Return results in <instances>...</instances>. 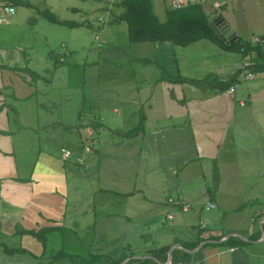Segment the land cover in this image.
Instances as JSON below:
<instances>
[{
	"label": "rangeland",
	"instance_id": "obj_1",
	"mask_svg": "<svg viewBox=\"0 0 264 264\" xmlns=\"http://www.w3.org/2000/svg\"><path fill=\"white\" fill-rule=\"evenodd\" d=\"M28 1L32 6L11 3L14 13L0 23V54L5 62L26 66L37 73L29 74L32 87L36 89L31 103L37 109L40 127L44 128L41 136L45 143L50 140L58 154L63 147L69 149L80 155L83 162L75 166L78 171L70 162L65 169L66 211L61 224L64 233L53 231L48 234L46 251L39 259L32 256L39 247L35 238L16 232L18 228L26 227L18 219L19 210L8 211L6 205L0 206V264L43 263L60 247V239L78 241L77 238L79 245L87 242L86 247H90L91 252L125 259L142 257L148 248L188 236V227L177 224L178 216H186L188 223L190 221L193 225H198L199 220L208 223L207 227L212 230L228 229L231 224L242 220L244 216L233 214L231 210L225 218L220 217L221 210L213 209V203L207 199L211 190L226 193L229 183L232 186L236 184L233 188L234 202L240 197L239 192L243 200V190L246 192L251 183L245 171L252 167L246 160L251 141L247 132L225 145L228 149L235 148L238 155L236 166L239 174L235 178L229 176L234 163L226 164L222 156L195 157L191 136L185 131L180 144L182 148L167 146L164 151L166 157H158L150 148L160 136L161 132L157 135V131L151 135V142L148 135H139L143 139L138 140L134 135H128L126 143L133 142L132 145L123 143L121 148H112L118 141L116 138L126 137L123 134L130 129L121 123L124 120L120 115L124 110L129 111L125 108L127 101L135 103V100H140L144 107L154 102L148 128L152 126L156 130V123L161 121L164 112L165 97L160 90L167 83L158 80L162 74L160 65L165 64L172 76L200 77L204 79L205 87L207 83L213 85L218 72L225 70L223 62L228 66L235 62L230 57L237 56L238 52L222 50L208 39L185 46L169 41L132 42L128 38L126 23L113 21L123 11L119 4L121 0ZM169 1L151 0L160 21L165 19V10L171 6ZM199 1L207 15H211L209 3L216 1L220 5L219 15L238 31L239 42L249 33L247 40L260 39L259 44L264 48V0ZM44 8L59 19L81 22L82 25L68 27L49 21L38 12ZM263 73L255 72L248 80H244V75L240 76L236 94L245 99L247 91L253 88L251 85L261 82L256 89L259 93L256 100L260 99L264 93V82L260 80ZM251 76L252 73L247 74L248 78ZM137 86L140 93L134 95ZM250 108L254 107L246 106V109ZM158 125L157 129L160 128ZM246 128L243 127L244 130ZM135 140L144 147L136 146ZM98 141L103 143V147L96 153L93 150L100 148ZM173 147L169 155L168 151ZM173 152L178 155L173 156ZM159 153L164 154L160 150ZM183 159L187 162L175 170L177 174H171L166 164L163 163L165 168L159 164L161 160L175 164ZM83 165L87 168L82 171ZM215 171L222 177L221 188L219 182L214 183ZM165 177L171 182L176 178L179 185L166 187ZM239 184L242 185L240 189ZM176 194V202L169 201ZM219 199L224 202L225 196H219ZM180 202L184 209L190 207L189 211L181 213L179 209L174 212L172 220L168 219L166 209H178ZM89 237L91 242H88ZM21 246L31 253L10 254L4 251V247ZM70 247L71 244L68 252H77ZM85 254L79 252V255ZM53 264L74 262L73 259L62 258Z\"/></svg>",
	"mask_w": 264,
	"mask_h": 264
},
{
	"label": "crops",
	"instance_id": "obj_2",
	"mask_svg": "<svg viewBox=\"0 0 264 264\" xmlns=\"http://www.w3.org/2000/svg\"><path fill=\"white\" fill-rule=\"evenodd\" d=\"M178 1H182V5L189 2H200L199 0H170L169 3L172 5L173 2ZM219 7L220 5L216 1L209 3L208 9L211 15L208 17L210 22L214 23L221 20L225 22V19L219 15ZM202 8L206 13L203 4ZM227 26L235 37H240L233 26L228 24ZM249 35V33L244 35L245 39ZM156 47V49L159 48L158 44ZM236 55L230 57L235 61L233 64L228 66L227 63L223 62V66L226 68L224 71L218 72V80H226L237 68L244 67L239 75L235 76L232 93L228 89L219 91L210 86L204 87L186 81H172L174 78L194 77H181L179 74L172 76L173 74L168 71L169 68L162 62L163 65L159 66L162 69V74L158 80L163 84L164 81L167 83L160 90L163 93L162 96L165 97L164 112H162L161 121L156 123V130L152 126L148 128L152 121L154 102L144 107L140 100L138 102L135 100V103L127 101L125 108L129 111L124 110V114H120L122 115L121 120H124L121 123L128 126L126 129L139 122L140 113L144 115L143 128L139 131L142 132L138 135L135 134L134 139H143L138 136L148 135V141L151 142V135L155 134L156 131L157 135L161 132L159 138L156 141L153 139L154 142L150 146L153 152L158 154V157H166L164 151L169 145L178 146L181 149L180 144L184 134L189 133L195 149V157L207 159L222 156L223 162L226 164L234 163L235 166H232L229 172V176L233 178L239 174L238 166H236L239 160L236 158L238 155L235 148L228 149L227 146L243 132H247L251 138L246 160H249L252 167L245 171L249 175L247 177H250L251 183L246 192L243 190V200L240 199L242 196L239 192L240 197L234 202L233 188L235 189L236 184L232 186L228 183L226 193L215 192V199L212 202L215 205L213 209L219 208L221 210L219 215L222 218L228 216L226 215L228 210L244 217L237 224H231L228 229L226 227L220 230L210 229L211 234H216L220 238L207 240L206 243L200 242L195 248L188 250L190 253L188 264H264V213L255 217L256 212L264 209V166L261 165L264 164V93L261 94L260 99L256 100L259 95L256 89L261 84L259 82L254 86L251 85L253 88L247 91L245 99L236 94L238 78L244 75V80L252 79L255 72L249 66L260 60V57L253 51L246 52V54L238 52ZM1 64L4 65L0 67V206L6 205L8 211L18 209V219L26 226L24 228L61 225L66 211L65 169H68L69 165L63 164L61 160L60 151L62 148L58 150V154L54 151L55 147L51 141L45 143L41 136L44 128L40 127L37 109L31 103L36 92L35 87H32L31 77L24 72L8 68L7 66L17 64L5 62L0 54V66ZM248 73H252L249 78L247 77ZM260 80L264 82V77L262 76ZM137 88L134 95L140 93L139 86ZM173 91L175 92L174 95ZM246 106H253L254 108L248 110ZM157 125L160 127L159 129H157ZM244 126L247 127L246 130L243 129ZM116 139L118 141L112 145V148L116 146L121 148V145L126 143L127 137L121 135ZM227 141H229L228 145ZM132 143L128 142L124 145L129 146ZM134 144L141 149L142 146L144 147L136 140ZM225 145L227 146L225 147ZM98 146L100 148L94 149L93 152L99 153L103 143L98 141ZM159 150L164 153L163 156ZM173 150L174 147L169 149V155ZM176 155L178 153L173 152V156ZM186 162L187 159L178 160V163L175 164L161 160L159 164L163 168H165L163 163L166 164V168L172 171L171 174H177L175 170ZM218 175V182L220 183L218 186L221 188L222 177L219 173ZM165 180L166 187L167 185H179L176 178L175 180L172 179V182L166 177ZM240 187L242 185L239 184V189ZM219 196H225L224 202L219 199ZM171 198L177 200L178 194ZM177 210L168 207L166 217L172 220L173 214ZM183 212L186 211H181V213ZM177 224L189 229L188 236H184L181 240L189 239L193 234L192 227L194 225L190 221L188 223L184 215L178 216ZM200 225L207 227L208 223H201ZM228 235H233L243 242H233L234 245L218 243ZM236 239L234 241H237ZM181 240L172 241L171 246L181 249L179 244ZM37 248L34 255L42 252L40 244ZM169 258L168 255L165 264H170Z\"/></svg>",
	"mask_w": 264,
	"mask_h": 264
},
{
	"label": "trees",
	"instance_id": "obj_3",
	"mask_svg": "<svg viewBox=\"0 0 264 264\" xmlns=\"http://www.w3.org/2000/svg\"><path fill=\"white\" fill-rule=\"evenodd\" d=\"M9 1L10 4L15 5H24V6H32V4L28 0H4ZM123 7V11L117 14L113 21H124L127 25V34L128 38L132 42H142V41H169L175 45L185 46L191 44L200 39H208L211 42L217 44L222 50L225 51H236L241 52L242 54H246V52L253 51L260 57V60L253 62L250 65V69L254 72H264V48H261L260 44L255 41L244 39L239 42V36L233 38L232 40H225L223 37L217 33L210 24L208 15L204 12L202 8V4L200 2H189L187 4L181 5L179 7L173 8L168 7L165 10V19L160 21L155 13L152 10L151 0H121L119 3ZM39 14L47 18L49 21L54 23H58L61 25H65L68 27H77L82 25L81 22H74L68 20L59 19L53 12L44 8L38 10ZM70 53H67L69 56ZM4 64H1L2 67ZM7 66V65H6ZM11 70L21 71L26 74L36 75L37 73L28 69L26 66H7ZM244 69V67L237 68L226 80H218L212 81L214 84L207 83V86L214 87L219 91H224L229 89V87H233L235 76H238L239 73ZM30 76V75H29ZM172 81H186L188 83L203 85L205 83L204 79L199 78H174ZM1 109V108H0ZM143 120L144 115L140 113L139 122L126 130L123 135L128 137V135H135L138 131L143 128ZM66 149V148H62ZM69 150V149H68ZM70 151V150H69ZM90 151V150H89ZM61 154V151H60ZM71 157L62 159L63 164H70L74 169L76 165H80L83 162V158L78 154H73L71 152ZM61 156V155H60ZM77 157H80L79 161L76 160ZM68 161V162H66ZM67 167V166H66ZM87 168V167H86ZM85 165H83L82 171L86 170ZM85 173V172H84ZM215 175H213L214 183H218L219 175L215 171ZM212 189V188H210ZM214 191L208 192V201H214ZM215 194V193H214ZM175 203L176 201L172 198H169V201ZM179 209L181 211H188L189 208L184 209L182 203H178ZM214 205V204H213ZM188 206V205H187ZM215 206V205H214ZM264 213V209L259 210L255 213V217L260 216ZM193 234L189 239L181 240L180 248H173L170 252V264H188L190 260V253L188 250L195 248L200 242L206 243L207 240L216 239L218 240L220 236L216 234L213 235L210 232V228L204 225H194L192 227ZM60 232L64 231V226L62 225H44L39 228H18L16 232L26 233L32 237H34L37 242H39L41 246V254L34 255L33 257L39 259L42 257L46 251V243L48 242V234L50 232ZM64 233V232H63ZM92 238H88V242H91ZM233 235H228L223 241L218 243H226L230 245H234L233 242L242 243L243 240L236 239ZM78 241H66L65 239H60V247H58L55 253H52L48 259L39 264H53L54 262L65 258V259H73L74 264H165L168 258V250L171 246V243H165L159 245L157 247H152L146 249L145 256L142 257H128L125 260V257H111V255H104L99 252H91L90 247L87 246V242H82V245H79ZM71 244V249H75L77 252H68L67 248ZM5 252H9L10 254L19 252V253H31L25 247H11L5 248ZM79 252H86L85 255H79ZM124 261V262H123ZM123 262V263H122Z\"/></svg>",
	"mask_w": 264,
	"mask_h": 264
},
{
	"label": "built area",
	"instance_id": "obj_4",
	"mask_svg": "<svg viewBox=\"0 0 264 264\" xmlns=\"http://www.w3.org/2000/svg\"><path fill=\"white\" fill-rule=\"evenodd\" d=\"M182 4H183L182 1H178V2H173L171 6L173 8H176V7L181 6ZM13 13H14V8L12 7V5L10 3L4 2V0H0V23L5 21V17L10 16ZM259 40L256 38L255 42L259 43ZM261 43H262V41H261ZM228 91L232 92L233 88L229 87ZM89 150H90L89 148H86V151H89ZM60 155H61L62 159H66V158L71 157L72 154H71V151H69L68 149H61ZM80 157H77L76 160L79 161Z\"/></svg>",
	"mask_w": 264,
	"mask_h": 264
},
{
	"label": "water",
	"instance_id": "obj_5",
	"mask_svg": "<svg viewBox=\"0 0 264 264\" xmlns=\"http://www.w3.org/2000/svg\"><path fill=\"white\" fill-rule=\"evenodd\" d=\"M211 26L213 27V29L220 34L221 37H223L225 40L229 41L232 40L233 38H235V35L232 33L231 29L229 28V26H227V24L225 22L218 21L217 23H212L210 22ZM174 248V246H171L168 250V255L170 256V252L171 250ZM126 261V259L124 260ZM123 261V262H124ZM122 262V263H123Z\"/></svg>",
	"mask_w": 264,
	"mask_h": 264
}]
</instances>
